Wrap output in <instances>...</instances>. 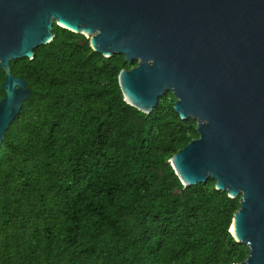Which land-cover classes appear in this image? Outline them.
Here are the masks:
<instances>
[{
    "label": "trees",
    "instance_id": "trees-1",
    "mask_svg": "<svg viewBox=\"0 0 264 264\" xmlns=\"http://www.w3.org/2000/svg\"><path fill=\"white\" fill-rule=\"evenodd\" d=\"M60 31L31 59L8 64L41 97L23 101L3 137L16 160L0 174V188L11 190L0 199V264L242 262L248 250L228 232L238 198L212 179L182 188L165 164L197 137L193 121L179 119L165 95L147 115L126 105L117 75L136 62L100 56ZM4 76L0 69V83ZM39 105L36 149L17 143L12 127Z\"/></svg>",
    "mask_w": 264,
    "mask_h": 264
},
{
    "label": "water",
    "instance_id": "water-1",
    "mask_svg": "<svg viewBox=\"0 0 264 264\" xmlns=\"http://www.w3.org/2000/svg\"><path fill=\"white\" fill-rule=\"evenodd\" d=\"M53 21L93 34L103 57L136 62L117 75L126 105L147 115L172 93L197 137L165 164L182 188L212 179L238 198L228 228L248 250L238 264H264V0H0V142L23 101L41 97L8 64L49 43Z\"/></svg>",
    "mask_w": 264,
    "mask_h": 264
},
{
    "label": "rangeland",
    "instance_id": "rangeland-1",
    "mask_svg": "<svg viewBox=\"0 0 264 264\" xmlns=\"http://www.w3.org/2000/svg\"><path fill=\"white\" fill-rule=\"evenodd\" d=\"M55 27L61 28L57 23H55L53 21L52 24H51V28L49 30L52 35H53V30L55 29ZM65 31H66V29H65ZM65 31H60L61 36L64 37V38H67L69 40L78 41V44L79 43L84 44L83 43L84 40H86L88 42V39L90 37H92V35H93V34H87V35H85L84 32H83L82 35H77L75 33H72L70 31H68V30H67L68 33L65 32ZM42 48H43V45H38V46H36L32 50V52L33 53H35V52L36 53H39ZM18 60H22V59H18ZM133 62H135V61L130 62V64H132ZM132 67H134V66L132 65L131 68ZM164 95L166 96V98H165V102L166 103H170L171 104V103H173L175 101V98L173 97V95H172L171 92L166 91L162 96H164ZM43 113H44V107L42 105H39V106L33 108L29 112V116L30 117L29 118H26V120L23 123L25 126L24 125H16V124L13 125L12 129H15L17 127V131H18L17 136H15L13 139H15L17 141V143H21V142L22 143H25V144H29L30 143V144H32L34 146V148L37 149L39 135L36 136V134L33 133L34 131L32 130V128H33L32 125H35L34 129L36 131H38V128L40 126L39 124L42 123ZM188 119L193 121V125L196 128V121L194 119H190V118H188ZM162 135L163 136H167V131H163L162 132ZM194 135L197 136L195 130H194ZM3 137H4V135H3ZM23 141H25V142H23ZM4 143L5 142H4V138H3L2 141L0 142V174L3 173V170H4L5 165L6 166L7 165H10L9 159H12L13 162L16 160V154L15 153L14 154L5 155V153L7 152L6 151V148L7 147H6V145ZM164 151L165 152H168L169 151V148L168 147H165L164 148ZM5 157H8V158H5ZM37 176H38V174L36 172H30V180H29L30 181V183H29V186L30 187H32V188L35 187V185L37 183V180H36ZM22 180H23V178H20L18 176H14V179H11V182L13 184H15V183H18L19 184ZM5 186H6V188H8V185H5ZM10 192H11V190H9V189L6 192H4L3 191V187H1L0 188V199H3L4 197L6 198L10 194ZM33 194H34V191H33ZM7 252L8 251L6 250L5 253H7ZM3 253H4V251H3ZM1 254H2V251L0 253V259L2 257Z\"/></svg>",
    "mask_w": 264,
    "mask_h": 264
},
{
    "label": "bare ground",
    "instance_id": "bare-ground-1",
    "mask_svg": "<svg viewBox=\"0 0 264 264\" xmlns=\"http://www.w3.org/2000/svg\"><path fill=\"white\" fill-rule=\"evenodd\" d=\"M60 26V25H59ZM62 27V26H61ZM69 31H71V32H74V33H80V34H83V32L84 31H82V32H78V31H75V30H71V29H68ZM85 33V32H84ZM230 231H231V233L233 234V230H232V228L230 227V229H229Z\"/></svg>",
    "mask_w": 264,
    "mask_h": 264
}]
</instances>
